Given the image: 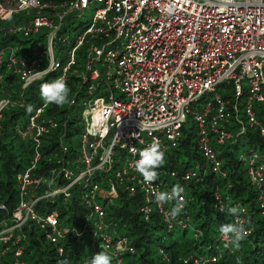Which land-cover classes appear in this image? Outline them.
<instances>
[{"label":"built area","instance_id":"obj_1","mask_svg":"<svg viewBox=\"0 0 264 264\" xmlns=\"http://www.w3.org/2000/svg\"><path fill=\"white\" fill-rule=\"evenodd\" d=\"M16 11L35 14L23 25L9 28L20 41L0 47V85L7 76L21 82L15 100L4 97L0 101V117L3 109L22 107L23 91L36 82L59 77L67 85L79 83L73 100H84L86 105L79 145L76 152L66 143L52 147L63 183L39 198L53 204L58 197L67 207L77 199L88 210L83 217L95 219L92 234L100 232V241L93 245L97 252L107 251L114 264L122 263L123 253L134 252L127 237L112 241L113 234L105 235V203L112 201L117 188L109 185L103 191L105 181L97 180L99 175L114 171L129 195L141 196L145 219L155 209L171 227L173 221L182 222L178 216L171 219L167 215L175 201L158 204L152 187L170 191L180 184L185 201L188 181H200L205 170L225 180L222 177L228 169L221 147L234 144V134L248 129L257 131L263 147L240 158L247 165L249 183L259 191L264 218V194L257 186L264 184V0H0V20H8ZM38 26L48 31L44 34ZM53 26L61 31L48 33ZM223 91L229 94L227 98ZM230 95L236 99L243 95V104L230 101ZM46 105L43 102L35 108L24 131L36 142L42 138L40 127L56 126L52 119L38 118ZM189 115L207 166L202 169L195 164L165 173L157 170L153 186L146 184L134 167L138 151L153 142L164 151L175 147ZM132 147L137 154L130 151ZM35 167L36 161H30L24 179ZM224 185L218 183L216 190ZM101 192H107V200ZM221 194L215 195L216 205L224 208L225 200L230 208ZM23 197L18 202L25 213L14 212L19 222L5 229V238L0 240L9 241L14 228L26 220H35L54 244L64 234H72L57 208L42 205L34 209ZM5 208L0 200V209ZM247 215V207H241L231 222L243 224L245 236L251 232ZM221 242L228 246L222 234ZM11 246L13 264H21L22 247L12 243L3 249ZM88 262L85 259L83 264ZM193 264L202 262L194 260Z\"/></svg>","mask_w":264,"mask_h":264},{"label":"trees","instance_id":"obj_2","mask_svg":"<svg viewBox=\"0 0 264 264\" xmlns=\"http://www.w3.org/2000/svg\"><path fill=\"white\" fill-rule=\"evenodd\" d=\"M10 22L11 19L7 22H0V27ZM2 32L0 28V46L16 39ZM11 79L13 77L7 76L5 80L8 82ZM40 85L41 83L33 84L28 89L23 107L4 109L0 121V198L10 207H14L17 202L15 175L26 166L31 152L29 141L22 140L18 136L14 125L17 121L26 119L38 105L43 103L40 96ZM14 86L17 87L15 84ZM65 104L66 102L60 106L49 104L47 111L62 112L64 108L61 110L60 108L66 106ZM28 105L32 106L31 113L26 111ZM71 120L70 123L76 121L75 118ZM79 128L80 125H74L69 130L70 135L77 132ZM182 131L183 135L179 144L165 154V162L160 168L167 171L173 169L182 171L194 165L195 162H202L194 126L188 128L184 126ZM247 135L249 144H246V147L261 142L258 141L256 133L250 132ZM237 146V150L244 149L241 143ZM237 152L225 154L228 180H220L219 183L227 187L229 184L228 192L221 194L224 199L229 194L230 199L241 201L248 207L247 218L251 232L240 241L239 248L232 245L225 247L221 242L220 226L231 223V219L214 209V187L218 178L207 172L202 175L199 182L189 183L185 209V214L190 217L189 222L184 224L183 221L181 223L173 221L171 230L165 228L166 224L155 209L145 219L140 211L141 196L139 194L127 197L119 189L114 195L113 203H105V221L114 223L107 232L127 237L134 247V252L122 254L123 260L120 264H193L194 260L202 264H264V218L259 216L257 211L259 193L249 184L246 170L238 161ZM103 186L106 187V184ZM59 208L61 220L69 221L70 227H75V230L71 229L72 235L75 236L60 238L64 253L59 256L55 254V247L49 241L47 242L44 233L32 227L26 232L27 237L24 242L20 244L22 254L19 259L24 264H60L61 261L66 264H82L85 259L90 260L94 254L98 253L91 243L93 241L98 243L101 237L88 235L92 234L95 229L94 217L89 216L86 220L83 217L85 215L82 213L83 208L75 198L72 199L71 204H68V207ZM188 231L191 234L189 237L187 236ZM155 232H163V234L159 235ZM77 234L79 235L76 236ZM165 234L169 237H164ZM158 247L162 249V252ZM0 257V264H12L14 247L11 246V250L5 256ZM186 258H189V261L183 262ZM113 262L112 258L111 264H114Z\"/></svg>","mask_w":264,"mask_h":264},{"label":"rangeland","instance_id":"obj_3","mask_svg":"<svg viewBox=\"0 0 264 264\" xmlns=\"http://www.w3.org/2000/svg\"><path fill=\"white\" fill-rule=\"evenodd\" d=\"M34 14H35V11H30L29 13H25L23 11H16V12H13L9 16L10 18L8 20L11 19V22L0 27V28L2 29L3 34H10V35L14 36L16 39L10 41V43H8L6 45L11 44L13 41H16V40L20 41L21 40L19 35H13V34L9 33V31H8L9 28L16 26V25H23ZM50 17L52 18V20H51L52 24H54L56 19L52 15ZM86 18L87 17L85 16V17H83L82 20H85ZM8 20H0V22H7ZM38 27L40 28V31H42L44 34L48 31L47 29L46 30L43 29L44 26H38ZM54 28H55L54 26L51 28L49 27L48 33L55 31V33H54V35H55L61 31L60 28L57 30H54ZM1 47H3V46H1ZM84 64H85V61H83L82 66H84ZM16 80L17 79H11V81H8V82H7V80H3V82L0 85V101L4 100L5 99L4 97H8V98H11L12 100H15V98L17 97V91H21V82H19L17 80L19 83V84H17ZM5 81H6V84H5ZM14 84L17 85V87H15ZM68 87L70 89L69 97H68V100L66 101V104H65L66 106H63L60 108V110L62 108H64V110H62V112L55 113V112L47 111V107L49 104H47L46 106L43 107V111L41 112V114L39 115L38 118L39 119H45V121L52 119L56 123V126H54V127L47 126L45 128L40 127L41 135H42L40 142H36V141L30 139L26 134H24V131H25V129L28 125V122H29V117L31 114L34 113V111L28 117H26V119H24L22 121H17L14 125V129L17 132L18 136L22 140L29 141V143H30L29 149L31 151L30 156L26 162V166L22 170L17 172L15 175V188L17 191L16 192V199L18 202L19 197L24 195L23 200L25 202H27L34 209L37 207H40L42 205L48 207V209L57 208L58 210H60L59 207H61V208L67 207L66 202L63 201L62 199H59L58 197H55V199H54L55 202L53 204H51L49 199L39 198V197L42 196L43 194L47 193L50 189L55 188L56 186L63 183L62 170L59 167L57 160H55L52 157V153H51L52 147L57 145V144L66 143L69 146H71V148L76 152V149L79 145V134H80L81 127H82L81 121L83 120V111H84L86 105L84 103V100L79 101V102H77V101L75 102L73 100L74 94L78 91L79 83H77L76 81H73L71 85H68ZM82 88H84V87H82ZM28 89H27V91H28ZM2 90L4 91V93H2ZM102 93H103V91H100V94H102ZM23 94L26 97L27 92L23 91ZM222 94L225 98H227L229 96V94H227L225 91H223ZM72 100H73V102H72ZM24 104H25V102H24ZM19 108H21V107H19ZM3 111H4V109H3ZM3 111L1 113L0 121L2 119ZM72 118H75V120H76V121H74V123H70V121H72L71 120ZM76 124L80 125L79 130L77 132L73 133L72 135H70L69 130L72 129L73 126ZM184 126H185V128H188L190 126H192V127L194 126L195 131H196V125L194 124V121L192 120V117L190 115L187 117V121L183 125V127ZM183 127H182V130H183ZM59 132H61V135L57 134ZM252 132L257 133V131H252ZM182 135H183V131H182L180 139L182 138ZM180 139H179V142H180ZM179 142H178V144H179ZM175 147H172V148H175ZM228 147H229V149L227 150ZM236 147H238V146H237V144L234 143V144L229 145L227 147L222 146L221 148L225 154H227V153L230 154V152L231 153L237 152ZM172 148L165 151V154L168 151H170ZM225 154H223V156H225ZM35 156H36L37 160L33 159ZM69 156H72V153ZM235 157H236V153H235ZM201 159H202L201 163L195 162L194 165L199 164L200 166H202V169H204L207 165L205 163L203 165L202 155H201ZM30 161H32V162L36 161V167H35L34 171H33V168H30L31 175L29 174V176L26 179H24V173L28 170L29 165H30ZM194 165H191L189 168H191ZM189 168H185V169H189ZM243 168H245L246 175H247V167H243ZM157 170H160L163 173H165L167 171L164 168H160V167ZM207 172L208 173L210 172L212 175H214L209 169L205 170V173H207ZM247 178H248V175H247ZM97 180L105 181L101 184V188L103 191H106V190L108 191V189L110 188L109 185L111 186V188H112V185H114L117 188V192L120 189L121 191H123L126 194L127 197H133V196L129 195L127 193V191L124 189V184H121L123 181L118 179L115 176L114 171L99 175L97 177ZM248 181H249V179H248ZM218 183H219V180H216L217 185H218ZM105 184H106V187L103 186ZM221 192L227 193L228 187L225 185L221 186L218 190L215 191L214 195H216V194L220 195ZM106 195H107V192H101V198L105 197L107 200L108 196H106ZM0 200H2V199L0 198ZM76 201H78V200L76 199ZM113 201H114V196L112 197V201H110L109 203H113ZM17 202H15L14 207H10V206H8L7 202L3 201L6 208L0 209V213H1L0 214V232H2L6 228H9V227H12V226L18 224L19 220H17V218L13 215L14 212L20 211L22 214L25 213V210H19V202L18 203ZM216 202H217V200L214 196V209L217 210L219 213L226 215L228 218L231 219V222H232L233 216H232V214H229L227 212L228 206H227L225 200L223 201L224 209H225V211H223V212L216 205ZM257 202H258V205H257L258 215L261 216L260 208H259V202L260 201H259L258 197H257ZM78 204H80L79 201H78ZM80 207L83 208V206L81 204H80ZM87 211H88L87 209L83 208L82 213L85 214ZM247 212L249 213L248 207H247ZM161 217H162L163 222L167 225V222L163 219L162 215H161ZM63 223L66 226H68L70 229L74 228V227H70L69 221L67 222V221L63 220ZM32 227L35 229H38V231L41 230V227L39 226V224L35 220H26L20 226L15 227V231H13L12 234L10 235L11 238L9 241L4 242L3 240H0V255L5 256L11 250V249L10 250L9 249L8 250L3 249L8 244H12V243H14L16 245L22 244L24 242V239L27 237L26 232L29 229H31ZM189 231L187 233L188 237L191 236ZM41 232L43 233L42 230H41ZM155 233L159 234V235L163 234V232H155ZM8 236L9 235H7L6 237H8ZM117 236H120V235H114V237H117ZM44 237H46L47 242L49 241L51 243V241L47 238L46 235H44ZM120 237H122V236H120ZM164 237H169V235L165 234ZM61 238H65V237H61ZM58 247L61 249V246L58 245L57 248L55 249V254L61 256L63 253L64 247L62 248L63 250L61 249L62 250L61 253L58 250ZM88 249H89L88 246H86V250H88ZM158 249L160 250V252H162V249L160 247H158ZM186 259H188L187 260V262H188L189 258H186ZM20 262H21V264H23L22 261H20ZM192 263H193V261H192Z\"/></svg>","mask_w":264,"mask_h":264},{"label":"clouds","instance_id":"obj_4","mask_svg":"<svg viewBox=\"0 0 264 264\" xmlns=\"http://www.w3.org/2000/svg\"><path fill=\"white\" fill-rule=\"evenodd\" d=\"M55 69L52 68L51 71ZM31 83V81H29ZM28 86L27 84L25 85ZM70 89L67 85L66 79L54 78L51 81L43 82L40 85V96L45 104H54L57 106L63 105L69 97ZM28 113L33 111L32 106L28 105L26 108ZM130 151L133 154H137V149L132 147ZM165 162V151L162 150L161 145L158 142H153L149 146L138 151V159L134 162V167L137 173L142 176L143 181L153 186V182L158 179L159 173L157 169L161 167ZM152 194L158 204L164 205L166 203L174 202V206L167 213L169 218L174 219L182 211L184 206V198L182 193L184 188L180 184L174 185L170 191H160L155 187H152ZM222 212L225 211L223 207L220 209ZM236 208H228L227 212L229 214H236ZM221 234L226 238L227 244L240 247V241L244 238L246 234V229L243 224L240 223H225L220 226ZM112 257L107 251L100 250L98 253L94 254L89 260L88 264H111ZM60 264H66V262L61 261Z\"/></svg>","mask_w":264,"mask_h":264},{"label":"bare ground","instance_id":"obj_5","mask_svg":"<svg viewBox=\"0 0 264 264\" xmlns=\"http://www.w3.org/2000/svg\"><path fill=\"white\" fill-rule=\"evenodd\" d=\"M1 47V46H0ZM43 82H45V81H41V82H36V83H34V84H37V83H43ZM242 96L243 95H241V96H239L237 99L234 97V96H231L230 95V101H236L239 105H241V104H243V101H242ZM204 99H206V98H204ZM242 119L244 120V117L242 116ZM250 132H252V130H250V129H248L247 131H245L244 133H241V134H234V136L232 137V140L234 141V143L235 144H237V145H239L240 143H241V145L242 146H244V149H242V150H240V149H238L237 151V158H238V161L241 163V165H242V167H247V165L246 164H244V162L242 161V159L240 158V155H244V154H251V153H253V152H260L261 151V149H262V147H263V143L262 142H259V144H261V146H259V144H258V142H256L257 144L255 145H250V147H246V144H249V137H248V133H250ZM257 134V133H256ZM257 136H258V134H257ZM258 138H259V140L258 141H261V139H260V137L258 136ZM224 146H229L228 144H226V145H224ZM214 176H216V177H218L219 178V176H217V175H215L214 174ZM222 178H224L225 179V181L226 180H228L227 178H228V171L226 172V174H225V176L224 177H222ZM188 182H190V183H196V182H199L198 180H196V181H194V180H191V181H188ZM216 186L217 185H215V189H214V193H215V191H216ZM258 187H259V189L261 190V192H262V194H264V184H261V185H257ZM228 187H229V184H228ZM255 188V187H254ZM256 189V188H255ZM258 193H259V191H258ZM215 196V195H214ZM226 199H227V202H230V205L229 206H231L232 208H236L237 210H239L241 207H246V205L245 204H243L241 201H238V200H232V199H230V196H229V194L228 195H226V197H225ZM186 202H187V193H185V201H184V206H183V211L178 215V217L180 218V220L181 221H183V223L184 224H187L188 222H189V220H190V217H189V215H186L185 214V209H186ZM232 216L234 217L235 216V214L233 215L232 214ZM104 224L106 225V228H105V231L107 232V230H108V228L110 227H113V225H114V223H107L106 221H104ZM98 226H100V217H99V225ZM165 228L167 229V230H171V228L169 227V226H165ZM7 229V228H6ZM15 229V228H14ZM100 230V229H99ZM6 234V232H5V229L2 231V232H0V238H5L4 237V235ZM79 234H80V232H79ZM79 234H77L76 236H78ZM108 235L109 234V232L108 233H105V235ZM65 235V237H74L75 235L73 234H70V233H66V234H64ZM90 237H100V232L97 234V235H93V234H88ZM46 238V237H45ZM111 238V240L113 241V240H115V237H110ZM50 243V242H49ZM54 247H55V249L57 248V246L58 245H60L62 248L64 247L62 244H60V238H58V242L57 243H51ZM92 245H94V246H97V244L98 243H95L94 241L91 243ZM21 246V245H20ZM11 249V248H10ZM9 249V250H10ZM63 253H64V250H63ZM62 253V254H63ZM0 256H3V255H0ZM20 257V256H19ZM20 260V259H19ZM20 261H22V260H20ZM13 262H14V259H13V261H12V264H13ZM23 262V261H22ZM84 262V261H83ZM83 262H82V264H83ZM23 264H24V262H23Z\"/></svg>","mask_w":264,"mask_h":264}]
</instances>
